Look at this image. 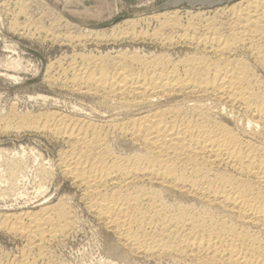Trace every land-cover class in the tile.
Instances as JSON below:
<instances>
[{
    "label": "bare ground",
    "instance_id": "1",
    "mask_svg": "<svg viewBox=\"0 0 264 264\" xmlns=\"http://www.w3.org/2000/svg\"><path fill=\"white\" fill-rule=\"evenodd\" d=\"M177 12L152 16L151 32H136L127 20L121 35L186 46L182 53L116 49L80 56L61 83L47 76L49 85L95 98L110 115L20 112L11 131L63 145L53 164L44 161L49 177L69 180L82 207L113 232L124 251L118 259L126 252L187 264H264V80L245 58L264 68V0L231 4L219 15L225 21L203 14L183 21ZM23 67L18 58L0 60V68ZM19 150L0 149L1 182L11 189L25 183L30 165L25 147ZM45 163L31 173L40 178L39 195L47 189ZM68 200L2 216L0 229L27 243L15 262L0 264H38L33 249L41 261L49 243L67 237L77 219Z\"/></svg>",
    "mask_w": 264,
    "mask_h": 264
},
{
    "label": "rangeland",
    "instance_id": "2",
    "mask_svg": "<svg viewBox=\"0 0 264 264\" xmlns=\"http://www.w3.org/2000/svg\"><path fill=\"white\" fill-rule=\"evenodd\" d=\"M189 1L191 0H182L179 5L178 3L170 5L167 3L168 0H118L116 6L114 0H0V60L3 61L12 57L14 59L18 58L24 66L21 70L0 68V149L19 152V147L24 146L26 155L30 156V158L26 157L27 164H30V167L32 166V169L27 166L29 170L26 169L25 183L22 182L23 185L18 184V190L16 187L11 189L7 181L6 184L3 181L1 182L2 178L0 177V182L3 183L2 186H8L4 190L0 184V219L7 214H16L27 210L29 212L37 211L49 202L54 203L58 197L64 195L66 199H70L66 203L68 202L69 204H67L71 208L73 206L72 210L75 207L74 211H76H73V213L76 215L74 216L75 219H77L73 221L75 223H73L74 225H72L67 237L55 241V243H49L46 246L49 248V252L45 248V255L43 254L44 257H41V261L39 257H36L38 250H32L31 257L35 256L34 258L37 259L38 264H102L110 262L114 264H187L186 262H172L166 259H157L159 260L157 262V260H147L135 255L130 257L126 252L123 254L124 256L122 255L118 259V254L124 251L122 252V247H118L119 243L113 232L105 228L98 219L82 207V204L78 201V192L69 180L63 179L59 175H55L52 179L49 177L51 176L49 166L56 160L57 153L63 145L60 142L50 140L46 136L35 135L29 131L17 136L11 129L17 124L13 114L20 112L24 114L35 112L37 114L46 112V110L50 112L58 111L69 115H89L90 117H88L95 118L94 120H100L102 114L110 115L111 112H105L104 106L97 103L95 98L81 96L67 91L61 86H55V84L49 85L46 81L48 75L58 78L60 83L65 81L67 76L64 74V69L74 61L79 64L80 60L78 58L80 56L110 55L116 49L136 50L142 54L167 50L166 48L170 49V53L185 51L186 46L160 47L159 44L150 40H137L125 37V35H123L125 38L122 37L121 32L124 31V28L128 30L124 23L127 20H135L136 32H151L156 28V23L151 19L152 16L175 10L178 11L177 13L183 21H187L189 18L193 19L192 17L196 18L200 14L208 17L216 16V19L221 18L225 21L226 16L219 15L222 12L226 13L227 7L239 0H214L215 3L213 2L212 5H204L201 1ZM89 34L95 38H91V36L89 38ZM114 36L116 37L113 38ZM12 49L17 54L13 53ZM245 58L252 63L260 78L264 80V68H260L255 62L253 63L251 58ZM48 63H51L49 68L46 67ZM1 73L16 75L21 80L15 82ZM42 97L47 98L43 100ZM74 106L78 109H74ZM3 126L7 127L9 133L3 131ZM29 149L34 152L28 153ZM26 155L24 154V157ZM40 155L41 157H39ZM6 158L11 159V156ZM38 159L43 163L49 160L50 164H44L47 167L45 170L49 173L47 175L49 178L46 176V185L43 180V189H47L41 194L42 196L37 193V184L40 178L38 179V176H36L39 181L35 179L37 166L42 163L38 162ZM29 160H31V163H28ZM3 161L4 158L1 162ZM1 162L0 164H2ZM2 165L1 169L4 167ZM32 170L35 173L34 175H32ZM19 186L20 188L23 187V191ZM10 191L15 195H12ZM18 191L24 195L22 196ZM19 195L20 197H18ZM50 197H53L52 200ZM26 243L27 241L24 238L12 235V233L9 234L1 228L0 260L3 259L2 262L5 261V263H10V260L11 263L15 262L14 260L20 257V252ZM8 260L9 262H6Z\"/></svg>",
    "mask_w": 264,
    "mask_h": 264
},
{
    "label": "crops",
    "instance_id": "3",
    "mask_svg": "<svg viewBox=\"0 0 264 264\" xmlns=\"http://www.w3.org/2000/svg\"><path fill=\"white\" fill-rule=\"evenodd\" d=\"M116 1L118 2V0H114L115 5L117 6L118 3ZM168 1L169 2H167V3L170 4V5H174V4H177V3L179 5V2L182 1V0H168ZM194 1H201L204 5H212V3L214 2V0H191L189 2H194Z\"/></svg>",
    "mask_w": 264,
    "mask_h": 264
}]
</instances>
